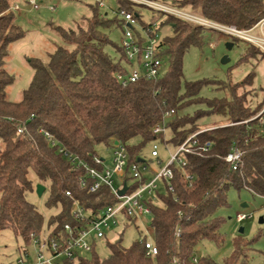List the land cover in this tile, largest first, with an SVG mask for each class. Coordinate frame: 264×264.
Here are the masks:
<instances>
[{
    "label": "trees",
    "instance_id": "trees-1",
    "mask_svg": "<svg viewBox=\"0 0 264 264\" xmlns=\"http://www.w3.org/2000/svg\"><path fill=\"white\" fill-rule=\"evenodd\" d=\"M167 1L173 7L239 29H250L264 18V0ZM141 6L147 5L117 0L116 16L111 19L97 1L88 4L89 13L76 22L75 28L57 26L65 44L49 54L48 62L40 58L28 60L33 69L32 79L23 90L22 99L14 101L8 97L7 88L15 76L4 66L11 44L23 38L26 31L16 20L13 0H0V231L10 230L16 239L28 245L31 234L45 228L58 232L65 224L85 226L86 221L73 216L75 198L80 199L90 217L118 201L109 186L94 193L80 189L81 170L74 169L44 131L88 162L98 154V144L110 148L119 139L127 147L129 164L142 160L151 163L156 158L148 159L143 153L148 144L152 147L158 141L166 150H175L199 131V120L217 115L227 123L197 135L200 144L211 143L208 155L184 154L187 165L174 166L173 190L163 180L156 198L148 200L153 239L159 248L156 256L146 255L140 238L125 246L123 230H117L115 237L110 233L102 238L109 247L108 256L99 254V239L85 257L65 260L64 264H169L174 259L176 264H251V253L260 235L251 240L242 233L234 237L233 249L222 261L210 255L199 256L197 250L206 240L218 246L224 244L222 227L227 218L218 211L229 206L228 193L232 188L264 197V123L252 119L264 107V88L253 86L254 68L237 83L185 79L184 57L191 47L204 44L206 28L159 10V15L147 22ZM122 12L135 13L144 26L158 23L159 31L171 27L172 32L161 37L165 70L160 77L141 78L127 85L119 81L118 76L127 72L128 63L121 46L104 29L118 25ZM163 15L166 18L162 20ZM108 45L113 46L117 56L106 51ZM249 45L239 62L256 57L257 51L264 55L256 45ZM206 86L229 90L231 95L204 97L201 91ZM241 89L245 91L239 92ZM255 89L263 93L261 100H253L255 94L251 90ZM192 109L196 110L192 113ZM171 110H175L174 116L165 120V114ZM158 124H164L165 130L155 134ZM19 127H24L25 132L20 133ZM232 148L243 151L237 170L223 158ZM185 173L194 175L191 185ZM39 183L49 190L46 206L58 208L47 224L38 207L28 199ZM137 184L134 182L132 188ZM67 190L73 197L66 194ZM129 224L136 225V219L124 227Z\"/></svg>",
    "mask_w": 264,
    "mask_h": 264
},
{
    "label": "built area",
    "instance_id": "built-area-1",
    "mask_svg": "<svg viewBox=\"0 0 264 264\" xmlns=\"http://www.w3.org/2000/svg\"><path fill=\"white\" fill-rule=\"evenodd\" d=\"M132 1L166 11L196 24L217 27L232 37L256 45L264 52V18L250 29H239L236 26L213 22L190 10L179 9L171 4H162L153 0ZM29 3L35 9L40 8L37 0H29ZM103 4L104 1H100V5ZM121 15L125 27L121 48L127 60L128 69L127 72L118 76L119 81L123 85H127L141 78L156 79L160 77L165 70V63L161 55L163 45L158 23L144 26L138 23L133 12H122ZM256 30L257 33H254ZM174 114L175 110H171L165 114L164 119L167 120ZM252 119H258L260 123H264V107ZM164 130V124H158L154 128V133L159 134ZM18 131L23 133L25 128L19 127ZM44 134L52 145L58 146L59 152L70 161L74 169L81 170L78 179L80 189L94 193L102 186H109L118 201L106 206L96 216L90 217V213L84 208L80 199L75 198L72 209L73 216L79 221H86L85 226L77 228L65 224L64 228L58 232L45 228L38 234L32 233L27 245L31 246V249L24 248L15 264H64L65 260L85 257L92 250L95 240L104 238L121 226L124 227L131 219H136L143 226L139 240L145 245L146 255L148 257L156 256L159 253V248L153 239L152 209L148 200L156 198V192L162 187L163 180H166L169 189L173 190L171 181L175 173L174 166L183 168L187 165V161L183 157L184 154L207 156L211 147L210 142L200 144L197 138L199 132H195L175 150H168L169 158L164 162L160 154V143L154 141L151 147V156L156 158V164L159 165V169L154 172L145 160L129 164L127 147L119 139L114 140L110 147L112 150V164L110 165L107 163V159L99 154L94 155L93 160L88 162L67 150L48 131H44ZM242 156L243 151L240 148H232L223 158L233 169L237 170L242 164ZM116 176L120 177L119 186H116L114 182ZM149 176H152L150 180ZM185 178L191 185L194 175L185 173ZM134 182L138 184L132 188ZM124 188H126L125 193L120 194V190ZM66 194L73 197L70 190H67ZM175 199L177 200V197ZM252 217V213L239 211L235 220L241 223ZM179 235L178 230L177 236ZM194 261H197V256ZM176 263L177 259H174L169 264Z\"/></svg>",
    "mask_w": 264,
    "mask_h": 264
},
{
    "label": "rangeland",
    "instance_id": "rangeland-1",
    "mask_svg": "<svg viewBox=\"0 0 264 264\" xmlns=\"http://www.w3.org/2000/svg\"><path fill=\"white\" fill-rule=\"evenodd\" d=\"M40 4L39 9H35L29 0H13V10L16 15L17 22L26 31L23 38L12 43L10 46V54L6 58L5 69L15 76L14 82L7 88L8 97L14 101H20L23 96V90L29 85L32 76L33 69L30 66V58H40L44 62H48L49 54L53 52L58 45L65 44L63 38L56 30L57 26L73 29L76 26V22L81 19L82 16L89 13L88 4L96 3L101 0H37ZM104 4L101 6L104 12L108 13V17L115 18L117 0H103ZM160 3L170 4L167 0H157ZM143 14V19L150 22L153 15H159V11L167 14L166 11L151 8L149 6L139 7ZM159 10V11H158ZM161 13V12H160ZM173 15V14H171ZM176 16V15H175ZM165 15L161 16V19H165ZM120 25L115 24L110 28L104 29L113 42L121 46L124 38L125 27L123 25V16L119 15ZM122 23V24H121ZM141 24V22H138ZM205 30V42L201 47L193 46L186 53L184 57V75L187 80H198L204 78L216 79L226 81L228 83H237L244 80V78L255 69L254 87L261 90L264 88V55L257 51V55L254 58H250L247 61L239 62V59L247 51L250 46L244 40H236L233 37L217 27L204 26ZM172 32L171 27L165 26L160 35L170 34ZM257 33V30L254 32ZM228 42H233L232 48L227 46ZM106 51L115 57L118 55L113 46H106ZM256 50V49H255ZM255 53V52H254ZM225 56L229 57V61L223 62ZM217 86H206L202 89L201 95L208 98L213 97H230L229 90H220ZM221 88V87H219ZM251 90L255 96L253 100H261L263 93L260 91ZM245 89H241L239 92H244ZM259 94V97H257ZM259 98V99H258ZM253 101V102H255ZM202 108V107H197ZM196 108V109H197ZM196 109H192L193 113ZM227 123L221 116L212 115L204 117L198 121V132L206 130L208 128H216ZM133 141H137L134 139ZM151 144H148L144 149V156L149 159ZM96 151L100 156H104L107 159L108 164H112V150L105 144L101 143L96 146ZM160 151L164 162L169 158L168 152L165 150V146L160 144ZM152 171H157L159 165L156 162H149ZM164 164V163H163ZM34 177V176H33ZM149 180L152 176L148 177ZM116 186L120 184V177H114ZM34 181H36L34 179ZM46 189V188H45ZM49 196V190L46 189L39 195L37 192V185L35 190L28 194V199L33 202L40 212L45 217V224H47L51 215L58 212V208H48L46 206V200ZM229 206L221 208L218 214L227 218L226 223L222 227V232L225 236V242L223 245L218 246L215 242L206 240L198 248L197 255H210L218 261H222L227 257L233 249L234 237L240 235L239 228L243 226L245 228L244 233L241 235L246 239H254L259 237L258 241L254 244V251L251 253V264L264 263V223H260V218L264 217V197L260 195H254L248 190L238 192L232 188L228 193ZM247 202V206L242 204ZM239 211L252 213L253 217L247 219L241 223L235 220V216ZM238 224V227H237ZM143 226L138 221L137 224H129L127 227H119L115 229L123 230V244L129 246L131 243L140 238V230ZM112 237L117 235L111 233ZM114 239V238H113ZM98 252L102 257L109 255V247L103 243V240H99ZM24 248L31 249V246L24 245L20 239H16L12 231L6 229L0 231V263L1 264H15L17 258L20 256ZM34 253V252H33Z\"/></svg>",
    "mask_w": 264,
    "mask_h": 264
},
{
    "label": "water",
    "instance_id": "water-1",
    "mask_svg": "<svg viewBox=\"0 0 264 264\" xmlns=\"http://www.w3.org/2000/svg\"><path fill=\"white\" fill-rule=\"evenodd\" d=\"M233 45H234L233 42H228V43H227V46H228L229 48H232ZM227 61H229V57H228V56H225V57L223 58V62H227ZM44 190H45V186H44L43 184H41V183L37 184V192H38L39 195H41V194L44 192ZM125 191H126V188L120 190V194L125 193ZM242 205H243V206H247V203L245 202V203H243ZM263 222H264V218L261 217V218H260V223H263ZM239 232H240V233H244V227H243V226H241V227L239 228Z\"/></svg>",
    "mask_w": 264,
    "mask_h": 264
},
{
    "label": "crops",
    "instance_id": "crops-1",
    "mask_svg": "<svg viewBox=\"0 0 264 264\" xmlns=\"http://www.w3.org/2000/svg\"><path fill=\"white\" fill-rule=\"evenodd\" d=\"M249 44H251V43H249ZM166 150V149H165ZM167 152H168V150H166ZM151 154V153H150ZM160 154H161V151H160ZM168 155H169V152H168ZM161 156H162V154H161ZM104 157V156H103ZM245 203V202H244ZM247 203V202H246ZM264 218V217H263ZM264 223V222H263ZM237 227H238V224H237ZM244 231H245V228H244Z\"/></svg>",
    "mask_w": 264,
    "mask_h": 264
}]
</instances>
